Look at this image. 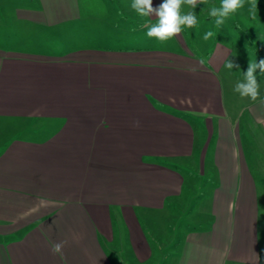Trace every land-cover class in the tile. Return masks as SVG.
I'll return each instance as SVG.
<instances>
[{
	"label": "crops",
	"instance_id": "1",
	"mask_svg": "<svg viewBox=\"0 0 264 264\" xmlns=\"http://www.w3.org/2000/svg\"><path fill=\"white\" fill-rule=\"evenodd\" d=\"M131 4L0 0V264H264V20L160 41Z\"/></svg>",
	"mask_w": 264,
	"mask_h": 264
},
{
	"label": "clouds",
	"instance_id": "2",
	"mask_svg": "<svg viewBox=\"0 0 264 264\" xmlns=\"http://www.w3.org/2000/svg\"><path fill=\"white\" fill-rule=\"evenodd\" d=\"M204 2L205 0H163L158 7L154 8L152 0H132L131 7L141 17L149 18L154 15L157 21L155 24L148 22L144 24V27L148 29L147 36L149 38L155 37L160 41H166L179 36L182 32V26L192 28L197 24L194 12L188 11L187 13H182V6L188 5L192 9H195L198 4ZM245 2L246 0H221L219 7H212L210 9L209 15L216 18L215 23L217 25H221L224 23L225 17L244 7ZM247 2L250 4L252 18L255 19V14L258 10L257 0H247ZM212 36L213 33L209 31L204 34L203 39L207 41ZM224 66L228 70L239 68V65L231 60H228ZM257 70H259V75L264 76V59H260L257 62V58L255 60L250 58L248 68L243 73V80H238L233 88V91L239 93L241 98H250L252 101L260 98V82L257 78ZM62 248L63 242H59L53 245L52 251L60 253Z\"/></svg>",
	"mask_w": 264,
	"mask_h": 264
},
{
	"label": "rangeland",
	"instance_id": "3",
	"mask_svg": "<svg viewBox=\"0 0 264 264\" xmlns=\"http://www.w3.org/2000/svg\"><path fill=\"white\" fill-rule=\"evenodd\" d=\"M219 1H221V0H219ZM258 3L259 4H261V3L264 4V0H257V4ZM245 5H249L250 6V4L247 2V0L245 2ZM208 8H209V5H208V7H205L204 9H202V11H206L207 12ZM243 10H244V7L239 8L237 11H235L234 13H230V15H229V21L232 24V26L235 28L234 29V33H236V34H238L240 36H241L240 33H245V31L243 30L244 28H247V30L249 31L248 33L250 35V33H251L250 30L253 29V27L252 28H250V27L253 24H256V21H257L258 18H261V20H264V11H262L259 8L256 11L255 19L252 18L251 11H249L248 14H246L245 13L246 11L245 10L243 11ZM241 12H243L244 14H242ZM206 15H208V14H206ZM206 17H205V15H203V17H202V19H203V23H202L203 24L202 25L203 29L202 30L205 29L204 31H210V29H211L210 23L204 22V19H207ZM212 29H213V27H212ZM249 42L252 43L251 41H249ZM190 180H192V179L189 178L186 175V184L187 183L189 184ZM193 210H194L193 206H191L189 209H186V210H180L181 213H182L184 224L182 222H180V223H182L183 226H185V227L192 226V224L190 223V218L189 217L192 215ZM179 227H180V225H179Z\"/></svg>",
	"mask_w": 264,
	"mask_h": 264
},
{
	"label": "trees",
	"instance_id": "4",
	"mask_svg": "<svg viewBox=\"0 0 264 264\" xmlns=\"http://www.w3.org/2000/svg\"><path fill=\"white\" fill-rule=\"evenodd\" d=\"M249 44H250V46L252 47V48H254V50L257 52V50H258V46H257V44H253V43H250V42H248ZM260 58H264V55H262V53L260 52V56H259Z\"/></svg>",
	"mask_w": 264,
	"mask_h": 264
}]
</instances>
